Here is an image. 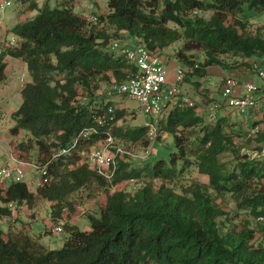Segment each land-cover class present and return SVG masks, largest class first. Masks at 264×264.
I'll list each match as a JSON object with an SVG mask.
<instances>
[{
  "label": "trees",
  "instance_id": "trees-1",
  "mask_svg": "<svg viewBox=\"0 0 264 264\" xmlns=\"http://www.w3.org/2000/svg\"><path fill=\"white\" fill-rule=\"evenodd\" d=\"M17 3L19 15L39 8V0ZM246 4L264 13V0H108L107 12L91 22L64 2L55 8L46 3L37 16L11 29L15 45L0 36V83L7 80L11 58L25 62L31 76L12 113L14 154L40 168L47 165L51 177L36 193L23 180L0 186V220L13 216L10 204L32 207L43 198L51 203L52 222L63 220L67 211L63 226L69 234L62 248L50 249L24 228L5 233L0 227V264H264V242L255 243L250 221L237 222L222 205L232 194L241 208L264 217V159L243 153L237 143L242 130L228 115L210 122L196 105L174 108L162 119L159 137L171 134L175 152L142 168L119 158L111 180L83 163V152L108 136L115 145L117 139L144 148L150 144L148 127L119 126L125 109L97 99L100 82H122L137 72L125 55L110 49V41L130 37L162 52L182 40L176 53L180 63L192 67L197 62L192 52L204 53L188 81L205 76L209 66L256 72L264 66V34L249 30ZM256 137L263 142L264 131ZM74 140L78 144L70 155L52 160ZM226 153L234 163L222 160ZM190 168L208 182L193 180L176 191L173 185ZM129 180L142 185L133 192L108 190ZM86 187L107 189L100 214L87 215L90 231L70 224L78 210L71 196Z\"/></svg>",
  "mask_w": 264,
  "mask_h": 264
},
{
  "label": "rangeland",
  "instance_id": "rangeland-1",
  "mask_svg": "<svg viewBox=\"0 0 264 264\" xmlns=\"http://www.w3.org/2000/svg\"><path fill=\"white\" fill-rule=\"evenodd\" d=\"M4 1V0H2ZM12 4L10 6H7L5 9H0V36L5 41H11L12 38L15 37L13 32H11V29L15 26L17 23L18 17H17V0H10ZM1 2V0H0ZM67 4L68 6L73 7L74 12L78 15L89 17L90 15H97L104 14L107 11L108 8V0H39V8L31 11V12H24L22 14V19L26 20L29 18H34L40 13V9L44 7L46 3L49 4L50 8H55L59 6L60 3ZM244 13L248 17V26L249 30L256 34L257 32H260L261 34H264V13L257 14L254 10H251L249 6L246 4L244 5ZM211 12L204 13L205 17H210ZM103 26V25H102ZM124 37L120 39V41H123ZM119 40V39H115ZM115 40L110 41V49L112 43H114ZM121 41V42H122ZM124 42V41H123ZM183 46V41L180 40L177 43L173 44L171 47L165 49V52L168 55L176 56V53L179 51V49ZM112 50V49H111ZM113 51V50H112ZM119 53V52H118ZM193 54L196 55L197 62H202L204 60V53L201 51H193ZM177 58V57H176ZM195 59V58H194ZM264 63V60H262ZM212 67V66H210ZM216 67V66H213ZM209 68V67H208ZM207 68V69H208ZM264 69V66L262 67ZM211 71V70H210ZM215 71H218V67H216ZM25 77V78H24ZM24 79L27 81H31V76L29 75L28 69L21 68L19 66L15 67V70L12 72L11 75H9V82L8 86L11 91H13L12 99L11 101H1L0 102V110H3L4 112H7L8 110H13L17 106L19 107L21 103V97L18 96V92L22 83H24ZM203 79H206V82L211 83V89L212 92V98L216 99V103H222L226 99L223 97V92H220L221 84L217 82L216 75H209L208 73L205 74V76H192L191 81H198L202 82ZM211 79V80H210ZM187 83L185 89H189L192 93H199L200 94V101H206V95L205 91H207L209 95V90H203L199 91L198 87L195 85L190 87V82ZM259 81V82H258ZM99 90L97 91V99L99 101L108 102L111 101L115 104L117 108H124L125 109V116L120 119L119 126H129V127H136L144 125L145 123V117L140 107V102L136 99H132L127 96H121L117 95L114 97H111L108 95V88L110 86V83L104 81L100 82ZM257 83L260 84V80H257ZM262 85L264 86V82L262 81ZM83 97V96H82ZM81 97V98H82ZM210 98L209 96H207ZM214 100H212L213 102ZM211 99L207 100V103L210 104ZM202 103V102H201ZM202 106V104H197V106ZM209 107H206L201 111V113L205 116V119L209 120V113L214 107L213 105H208ZM17 107V108H18ZM2 108V109H1ZM223 113L220 111V109L216 110V119L219 117H222ZM14 126V123L12 122L10 115L2 116L0 118V135L2 136H10V128ZM242 137H240L237 140L238 145L243 146V153L248 155L249 157L253 159L259 158L258 156H254L256 151H259L261 148L263 149V145H261L256 142L258 141L257 137L255 138H248L246 131H242ZM251 139V140H249ZM254 139V140H252ZM264 142V141H263ZM262 142V143H263ZM117 147L125 148L130 153H135L133 155H145L144 153V146L141 143L137 144H126L122 142L120 139H117ZM114 150V149H112ZM175 152V143L174 138L171 134L166 135L165 133H160V137L158 140L154 143L152 146V153L147 158H136L131 155H124L120 159H124L123 161L131 163L132 166L137 168H142L144 165V162H154L158 159H168L171 155V153ZM221 158L223 161H228L229 163H234V158L232 154H224L221 155ZM263 158V157H262ZM264 159V158H263ZM34 160H36V157L34 156ZM86 162V159L84 157L83 163ZM16 166V162L12 158V150L11 145L7 141H1L0 142V169L3 167ZM25 175L22 177V180L28 184V187L32 192H36L40 182H41V171L36 170L32 167L25 166ZM196 180L200 182H208V178L205 175H202L198 172L195 168H190L187 172V174L178 181V183L173 185V187L178 192H182L183 185H187L191 183V181ZM141 180H129L124 181L120 184H115L109 187L108 190L110 193L114 192V190H120L125 189L127 191L133 192L137 188H139L142 185ZM8 185L10 182L7 183ZM94 184V183H93ZM86 188L81 189L80 191L75 192L72 194L71 198L72 200H75V204L78 208L73 222L76 223L77 227L82 231H90L91 230V223L88 219V214L93 213L96 215L100 214L101 207L107 200V189L104 188H97L95 187L93 191H89ZM222 200V199H221ZM39 205L44 204V206L38 208L40 214H37V220H33L31 217L24 216L22 219H20L19 222H13V220L10 217L4 218L0 220V227L2 230H4L5 233H8V231L12 229H18L23 226V224H26V229H28L29 233L32 235H38L40 236V240L44 245H46L50 249H60L64 246L65 240L68 238L69 234L67 231L61 232V233H53L48 234L46 233L47 225H48V214L47 211L50 209L51 203L49 201H46L43 198H38ZM222 205L224 206V209L229 212L230 216L234 217L237 222L242 221L244 219H248L251 223L252 228L256 231L255 236V243H263L264 242V221L260 220V217H255L248 209L241 208L236 201V199L232 196V194H227L225 197H223ZM67 214V211H65ZM66 214L65 217L66 218ZM74 215V214H73ZM51 225L54 226L55 224L51 222Z\"/></svg>",
  "mask_w": 264,
  "mask_h": 264
},
{
  "label": "built area",
  "instance_id": "built-area-1",
  "mask_svg": "<svg viewBox=\"0 0 264 264\" xmlns=\"http://www.w3.org/2000/svg\"><path fill=\"white\" fill-rule=\"evenodd\" d=\"M11 4L10 0L1 1L0 9H5ZM88 20L96 22L98 18L91 15ZM16 43V36L8 42L10 45H15ZM111 49L117 55H125L128 62L137 68V72L129 75L122 82L112 80L108 88V95L111 97L123 95L140 102V107L145 117L144 126L148 127L150 144L144 148L145 155H133L135 153H130L125 148L117 147L114 139L108 136L106 141L92 146L87 152H83L88 168L108 180L113 179L115 176L118 169V159L122 156L131 155L136 158H147L152 153V146L159 137L160 123L171 110L178 106H195V102L182 91L181 85L184 83L186 74L190 70L199 67L198 63L192 67L180 64L176 69L175 79L169 81V71L159 50H151L139 40L135 45H129L127 42L116 40L112 43ZM256 67L257 73L255 74V78L244 84L245 91L238 96L235 94V89L241 84L239 79L233 76H226L224 78L223 96L226 98L228 110L234 115L246 113L248 108H252L253 111L256 110V95L259 90L256 79L264 82V70L260 66ZM218 108H220V105L215 104L210 111L208 115L210 121L216 119V110ZM262 129V124L256 123L249 129L247 136L255 138ZM83 135L84 137H88L89 133H84ZM77 144L78 140H74L71 144L61 148L52 160L57 159L59 156L70 155ZM256 156L264 158V147ZM12 158L16 162V166H7L0 169V186L5 187L8 182L21 181L25 175V166L41 171V184H48L50 182L51 177L48 175L47 165L40 168L33 162L19 160L14 151H12ZM10 206L12 205L10 204ZM260 220L263 221L264 217H260ZM54 231L61 233L63 232V227L57 225L54 227Z\"/></svg>",
  "mask_w": 264,
  "mask_h": 264
},
{
  "label": "crops",
  "instance_id": "crops-1",
  "mask_svg": "<svg viewBox=\"0 0 264 264\" xmlns=\"http://www.w3.org/2000/svg\"><path fill=\"white\" fill-rule=\"evenodd\" d=\"M47 1L48 0H46V2ZM17 17H18L17 23L19 21H23L22 15H19L17 13ZM1 40L3 42L5 41L2 38H1ZM125 41L127 43H129V45L137 44V40H135L133 38H130V37H128ZM162 55H163V58H164L165 66H166V68L169 71L168 80L169 81H173L175 79L176 69L181 63L176 58V56L168 55L165 52V50L162 51ZM16 66H19L21 68H25V67L27 68L26 63L23 62L21 59H15V58L9 59V65L7 67V80L5 82H3V83H0V102L1 101H7V102L9 101L10 102L11 99H12L11 97H12L14 92L10 90V88L8 86V82H9V75L12 74V72L15 70ZM216 67H218V71H215ZM216 67H213V66L210 67L209 66V68L206 69V71H207L206 74L208 73L209 75H213V74L216 75L217 82H219L221 84V89H220L221 93L223 91L224 78L226 76H233V77H236L237 79H239L241 84L235 89V94L237 96L244 93V91H245L244 84L247 83V82H250V81H252L254 79L255 72H253L252 70H250L248 68H245V67H239V68H233V69H223V68H221L219 66H216ZM191 80H192V78H191ZM191 80H189V81H191ZM24 81H25L24 83L28 82L26 79H24ZM189 81L185 80L184 83L181 85V89L186 95H188L192 100H194L196 104H202V106L201 105L198 106L197 111L198 110L202 111L206 107H209L208 105H213V103L216 102V99L212 98V95L210 93V92H212V89H211V86H210L211 85L210 82H206V79H203L202 82H198V81H191L190 82V87L195 85L196 87H198L199 91L209 90V95H208L207 91L204 92L205 95H206V98H205L206 101H200V99H199L200 94L199 93H192L190 91V88L189 89H185L184 88V87H186L187 83H189ZM24 83H22V86H21L20 90L16 91V92H18V96L21 97V103H22L21 91H22V87H23ZM258 86H259V91L257 92V95H256V97H257V107H256L255 111H253L252 108H248L246 113H240V114H235L234 115L228 110L227 101L226 100L224 102L220 103L221 106H222L220 111L223 113L221 116L228 115L232 119L233 122H236L235 129H240L242 131H246L247 132V130L251 126H253L254 122H257V123H261L262 124V128H263V131H264V86L262 85V80H260V84H258ZM207 96H209L210 98H208ZM210 99H211V102L209 104V103H207V100H210ZM212 100H214V101L212 102ZM21 103H20V105H21ZM20 105H19V107H20ZM17 107L14 108L13 110H8L7 112H4L3 110H0V118L2 116L10 115V118H11L12 122L15 125V122L12 119V113L19 108V107L18 108ZM1 141H4V142L7 141L8 143H10L11 150L13 151L14 137L11 135V133H10L9 137L0 135V142ZM259 144L262 147L264 142L263 143L260 142ZM263 147H264V145H263ZM261 150H262V148H261ZM257 152H259V151H256L254 153L256 154ZM34 193H36V192H34ZM44 200H45V202L48 201L46 199H44ZM37 201H38V199H37ZM37 201L32 207L28 206L26 203H24L20 207H17L15 205V207L13 208V216L10 217V218L13 220V222H16V223L19 222L20 219H22V217H24V216H28V217H31L33 220H37V214L41 213V212H39L38 208H40V207L45 205V203L39 205V203ZM47 214H48V218H47L48 225H47V229H46L45 232L48 233V234L57 233V232H53V228H52V225H51L52 219H51L50 209L47 211ZM74 216L71 217L70 224L77 226L76 223L73 222ZM25 225L26 224H23V226L21 228H18V229H22V228L26 229ZM13 230H17V229H13ZM26 230L29 231L28 229H26Z\"/></svg>",
  "mask_w": 264,
  "mask_h": 264
},
{
  "label": "clouds",
  "instance_id": "clouds-1",
  "mask_svg": "<svg viewBox=\"0 0 264 264\" xmlns=\"http://www.w3.org/2000/svg\"><path fill=\"white\" fill-rule=\"evenodd\" d=\"M90 16H91V15H90ZM90 16H89V17H90ZM94 16H96V15H94ZM89 17H88V18H89ZM96 17H97V16H96ZM86 18H87V17H86ZM88 18H87V19H88ZM126 39H127V38H126ZM126 39H123V41L126 42V41H125ZM115 41H116V40H115ZM119 41H120V40H119ZM121 41H122V40H121ZM123 41H122V42H123ZM137 41H138V40H137ZM4 42H5V43H8L9 41H4ZM111 46H112V45H111ZM161 53H162V52H161ZM162 56H163V55H162ZM196 63L199 64V62H195L194 65H195ZM181 64H182V63H181ZM182 65H185V64H182ZM198 68H199V67H198ZM261 68H262V67H261ZM192 70H193V69H192ZM256 73H257V70H256L255 74H256ZM187 74H188V73H187ZM187 74H186V75H187ZM185 77H186V76H185ZM254 78H255V75H254ZM185 79H186V78H185ZM257 80H260V79H256V82H257ZM184 81H185V80H184ZM223 85H224V84H223ZM257 85H258V83H257ZM258 91H259V90H258ZM122 96H123V95H122ZM223 97H224V96H223ZM224 98H225V97H224ZM225 99H226V98H225ZM193 101H194V100H193ZM194 102H195V101H194ZM215 104H219V105H220V108H218V109H221V108H222V106H221L220 103H216V102H214V103H213V106H214ZM195 105L197 106L196 103H195ZM197 109H198V106H197ZM197 112H198L200 115H203V114L201 113V111L198 110ZM215 120H216V119H215ZM215 120H213V121H215ZM213 121H210V122H213ZM256 123H257V122H254L253 125H255ZM251 127H252V126H251ZM251 127H250V128H251ZM250 128H249V129H250ZM249 129L247 130L246 134L248 133ZM262 130H263V129H262ZM166 135H167V134H166ZM246 137H247V139L250 138V137H248V136H246ZM158 138H159V137H158ZM260 150H261V149H260ZM260 150H259V152L262 151V150H261V151H260ZM259 152H257L256 154H258ZM256 154H255L254 156H256ZM258 157H259V156H258ZM259 158H262V157H259ZM39 185H42L41 182H40ZM11 205H12V204H11ZM11 207L14 208L13 205H12ZM64 217H65V216H64ZM261 217H263V216H261ZM64 220H65V218H63V220H61V221L58 222V223H54V222H53V223L55 224L54 226H52V228H53V232H55V231H54V227L57 226V225H61V226L63 227V232L66 231L65 228H64V226H63ZM263 221H264V220H263Z\"/></svg>",
  "mask_w": 264,
  "mask_h": 264
}]
</instances>
